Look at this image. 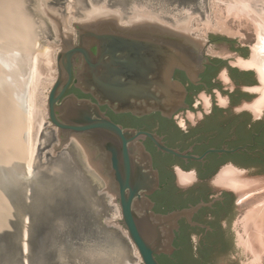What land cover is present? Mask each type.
<instances>
[{
  "label": "flooded vegetation",
  "instance_id": "1",
  "mask_svg": "<svg viewBox=\"0 0 264 264\" xmlns=\"http://www.w3.org/2000/svg\"><path fill=\"white\" fill-rule=\"evenodd\" d=\"M48 1L38 0V5L41 2L47 4ZM71 1L61 0L56 5H50L49 11L45 10L47 17L53 21L56 56L66 45L79 42L76 24L84 23L95 7L114 9L102 4L106 0H98V4H94L93 0H74L73 5L69 3ZM212 1L185 0L193 7L200 4L208 6ZM214 1L223 2L226 8V15L224 11L220 12L226 20L224 30L211 28L213 30L210 29L206 36H201L199 28L191 24L185 26L196 41L198 57L203 61V69L192 76L185 70H175L174 79L181 81L187 89L186 106L171 116L161 111L137 116L130 112L116 113L107 105L100 106L115 123L153 133L162 139L165 146L186 154V157H181L163 151L149 136L141 139L152 155L154 168L159 172V187L149 195L155 212L164 214L201 202L208 203L194 212L191 221L186 217L179 220V229L173 242L175 250L172 254L157 256L162 264H183L190 252L203 260L204 264H219L215 263L218 255L225 256L227 264H246L251 259L253 264H264V257L257 258V254L246 247L253 230L248 227L249 232L246 231L240 222L247 204L255 197L264 195V188L239 192L216 184L218 176L226 170L254 180L264 178V84L258 68L252 64L260 34L264 37V0ZM152 3L161 5L163 0L136 2L131 13L119 11L120 16L128 19L141 13L162 19L158 17L161 11L149 10ZM138 5L146 8L144 13ZM190 9L181 10L178 17L189 16L192 12ZM72 13L75 16L71 23ZM108 16L96 13L93 17ZM174 16L170 15L172 20H177ZM206 17L208 23L216 24L213 11L207 10ZM244 17L247 21L242 19ZM185 22L183 24H187ZM171 23L183 26L178 20ZM58 74L56 67L55 79ZM77 81L72 66L71 79L60 102L69 95L96 102L91 94L77 87ZM42 143L45 150L42 160L44 154L58 157L62 151H69L71 159L88 163L87 152L77 139H71L64 149L56 151L60 149L61 137L51 120L46 126ZM45 159L46 163L50 160L49 157ZM65 161L69 162V158ZM182 177H189V180L183 181ZM95 178L101 183L99 177ZM103 186L105 184H101L97 192L99 196L101 194L108 198V206L114 211L113 216H110L113 220L109 221V227L124 228L116 218L119 205L113 195L102 190ZM261 223L264 242V218ZM57 261L61 262L60 259ZM127 264L134 263L128 261Z\"/></svg>",
  "mask_w": 264,
  "mask_h": 264
},
{
  "label": "water",
  "instance_id": "2",
  "mask_svg": "<svg viewBox=\"0 0 264 264\" xmlns=\"http://www.w3.org/2000/svg\"><path fill=\"white\" fill-rule=\"evenodd\" d=\"M94 9L84 23L76 24L79 42L66 45L56 56L59 74L47 102L48 116L61 137L60 149L56 151L64 149L71 139L79 141L87 152L90 172L104 181V191L113 195L120 207V222L140 255L139 264H162L157 256L175 250L173 242L179 220L186 217L191 221L194 212L208 203L164 214L155 212L149 195L159 187V172L141 139L149 136L163 151L181 157L186 154L165 146L153 133L115 123L100 106L137 116L153 111L171 116L186 106L187 96L184 84L174 79L175 70H185L192 76L203 69V61L187 28L141 13L126 19L117 9ZM96 13L113 16L93 17ZM263 58L261 35L252 64L258 68L264 84ZM72 66L77 87L91 94L96 102L76 95L60 102L71 79ZM216 184L240 192L264 187V178L254 180L226 170ZM226 260L218 255L215 263L227 264ZM203 262L190 252L183 264Z\"/></svg>",
  "mask_w": 264,
  "mask_h": 264
},
{
  "label": "rangeland",
  "instance_id": "3",
  "mask_svg": "<svg viewBox=\"0 0 264 264\" xmlns=\"http://www.w3.org/2000/svg\"><path fill=\"white\" fill-rule=\"evenodd\" d=\"M60 1L49 0L39 6L38 0H0V264H139L140 255L126 230L109 227L114 211L108 206V198L99 196L97 190L104 183L90 172L89 164L71 159L69 151H62L58 157L44 154L41 159L45 151L42 139L50 123L48 96L56 72L55 31L45 10ZM142 1L106 0L102 4L131 13L133 4ZM218 3L213 0L208 6L193 7L185 0H163V4L152 3L148 8L161 11L158 17L169 22L194 25L201 36H206L211 28L223 29L225 25L221 13L226 15V8L223 2ZM138 7L141 12L146 9ZM186 8H191V14L178 17ZM207 10L213 11L215 25L208 23ZM71 15L72 23L75 14ZM35 62L42 70L37 83ZM32 94L37 112L31 124ZM30 134L36 135L37 142L31 169ZM47 157L50 160L46 163ZM249 216L245 210L240 219L246 231ZM116 218L120 224V207Z\"/></svg>",
  "mask_w": 264,
  "mask_h": 264
},
{
  "label": "bare ground",
  "instance_id": "4",
  "mask_svg": "<svg viewBox=\"0 0 264 264\" xmlns=\"http://www.w3.org/2000/svg\"><path fill=\"white\" fill-rule=\"evenodd\" d=\"M69 18V17H68ZM224 25V24H223ZM226 25V24H225ZM227 27V26H226ZM182 28V27H181ZM183 28H185L184 26H183ZM222 28H223V30H224V28L225 27H223L222 26ZM226 29H228V28H226ZM229 29H230V27H229ZM227 31V30H226ZM230 31H231V29H230ZM234 33V32H233ZM262 35V33L260 34V36ZM52 56V55H51ZM50 56V57H51ZM52 59V58H51ZM50 59V60H51ZM53 59L55 60V57H53ZM52 59V60H53ZM39 61V60H38ZM55 62V61H54ZM46 63V62H45ZM40 64V63H39ZM51 64H53V62L51 63ZM35 65L37 66V68H36V66H35V72H34V79H35V83H37V80H38V77H39V75H41V72H40V68L38 67V62L36 63L35 62ZM41 65H43V64H41ZM40 66V65H39ZM52 66V65H51ZM53 66H55L54 64H53ZM43 67V66H42ZM41 67V68H42ZM54 67H52V69H53ZM51 69V68H50ZM46 70V69H45ZM42 71V70H41ZM52 72H54V70H52ZM52 77H55V72L53 73V76ZM36 85H38V84H36ZM32 89H33V86H32ZM36 90V89H35ZM35 95H36V92L34 93ZM34 95V96H35ZM34 96H33V94H32V98H31V108H30V120H31V124L33 123L32 122V119L34 118V115H35V112H37L36 111V109H35V105H34V103H33V98H34ZM49 97V96H48ZM35 99V98H34ZM35 101H36V99H35ZM36 103V102H35ZM40 115V114H39ZM40 117V116H39ZM34 120V119H33ZM30 124V123H29ZM39 124V123H38ZM34 125V124H33ZM38 133V132H37ZM30 136V145H29V153H30V155H29V161H28V167H29V169H31V166H32V160H33V154H34V150H35V144L37 143V142H35L36 141V135L34 136H32V134H30L29 135ZM264 187H257V188H253V189H249V190H251V191H253V190H260V189H263ZM264 194V193H263ZM259 196V195H258ZM255 200H253L252 199V201H250V203L249 204H247L248 206L246 207V211L247 212H249L250 213V216L247 218V220H246V223H245V226H246V228H248L249 227V229L251 228V230H253V232L251 233V235L248 237V239H247V241H246V247L248 248V249H250L251 251H253V252H255L256 254H257V258L259 257V258H263L264 257V242H263V237L261 236V232L263 231L262 230V224L263 223H261L262 221H263V218H264V195H260L259 197H255L254 198ZM262 230V231H261ZM249 232V231H248ZM24 249H26L27 247H26V243H24Z\"/></svg>",
  "mask_w": 264,
  "mask_h": 264
}]
</instances>
